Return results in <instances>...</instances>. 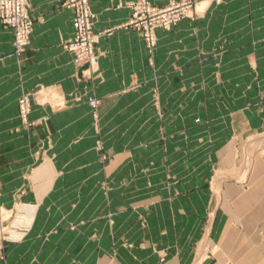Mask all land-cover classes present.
<instances>
[{"label":"crops","instance_id":"obj_1","mask_svg":"<svg viewBox=\"0 0 264 264\" xmlns=\"http://www.w3.org/2000/svg\"><path fill=\"white\" fill-rule=\"evenodd\" d=\"M124 1L89 0L94 13L92 30L98 34L95 70L88 65L75 66L71 53L63 47L73 36V10L63 4L64 0H26L33 30L29 46L19 55L13 52L11 29L0 22V202L26 200L40 206L35 227L24 241L0 242V256L2 251L4 254L0 264H86L67 255L72 250L84 251V243H68L67 238L84 233V196L74 200L72 195L73 189L90 185L84 179L89 171L84 165V148L55 147L56 153L46 150L42 153L40 141L68 140L79 132L84 133L85 125L91 121L86 103L89 96L99 99L102 122L132 123L136 120L135 109L141 97L137 96L138 89L132 87H152L154 76L160 87H185V67L191 64L197 76L201 75V67L206 66L208 69L203 75H217L218 42L233 29L234 11H245L243 4L210 3L202 16L183 19L169 31L157 29L158 48L153 67L139 33L121 26L131 14ZM150 1L156 5L166 2ZM263 5L264 0L257 9L261 10ZM104 29L111 32L101 33ZM223 53L220 58H231L227 49ZM246 56L249 60V55ZM225 82L214 84L209 80L208 87H223L228 92ZM245 88L242 87V92L248 91ZM41 91L49 95L62 94L66 107L57 110L50 103L32 101L28 115L30 124L24 125L18 114V98L24 93ZM75 93L79 94V101L72 100ZM257 95L255 100L243 96L239 110L226 111L216 119L221 127L214 132L213 140L219 143H211L205 152L219 160L218 166L213 168L220 176L216 191L213 181L200 174L193 178L191 185L177 192L180 193L175 197L181 207L179 218L181 212L184 214L186 208H190L193 221L192 232L185 234L184 231L180 235V247L174 250L170 247L172 244L167 243L158 249H149L152 254L144 260L129 257L124 263L112 264H156L162 253L167 254L162 264H190L192 255L200 251L202 238L206 240L208 254L200 264H264V143L252 154L247 168L233 161L235 140L264 135V87L257 89ZM224 104L227 109L228 102ZM255 123L257 126L253 129L251 125ZM195 153L201 155V148L195 149ZM206 165H199V171H211H206ZM73 202L83 203L81 225L76 230L51 234L50 240L44 242L42 231L66 227L74 220ZM144 212L148 222L143 244L149 246L154 241L149 231L152 217ZM138 214L128 211L117 216L115 226L129 233L137 231ZM122 217L124 221L129 220L124 226ZM94 264L107 263L98 260Z\"/></svg>","mask_w":264,"mask_h":264},{"label":"rangeland","instance_id":"obj_2","mask_svg":"<svg viewBox=\"0 0 264 264\" xmlns=\"http://www.w3.org/2000/svg\"><path fill=\"white\" fill-rule=\"evenodd\" d=\"M132 1L135 0H126L123 3L129 7L131 14L121 26L131 27L139 33L146 52L151 57L149 63L153 67L158 48L157 29L169 31L183 19L202 16L205 6L210 3L243 4L242 9L245 11H234L233 29H229L224 34L225 37L218 42L219 60L215 61L217 75H203V72H207L206 66L201 67V75L197 76L196 68L191 64L185 67V87H160L155 76L152 87H132L138 89V97L141 95L135 109L136 120L132 123L102 122L99 99L94 95L89 96L86 103L91 121L85 125L87 130L84 133L79 132L68 140L58 138L40 141L42 153L45 150L50 154L56 153V148H84V165L89 167L84 179H87L90 185L84 186L83 189H73L72 194L74 200L84 196V233L67 237L68 243H84V251L72 250L67 252V255L68 258L84 260L86 264H94L98 260L107 264L115 261L124 263L129 257L144 260L152 254L148 251L151 248L158 249L167 243L172 244L170 247L174 250L180 247V235L184 231L185 234L192 232L193 221L190 208H186L184 214L181 212L179 218L181 207L175 197L180 193L177 192L191 185L193 178L200 174H205L208 180L213 181L216 191L220 176L213 168L218 166L219 160L217 156L205 153L211 143L217 142L213 140L214 132L219 131L221 125L216 123V119L226 111L230 113L239 110L243 96H249L251 100L257 99V89L264 87V8L257 9V5L263 0H190V4L189 0H166L163 5H156L147 0L156 10L165 9L167 14L176 16V21L170 26L153 28L152 40L149 41L141 27L130 23ZM87 3L90 8L89 0ZM91 13L93 17L90 31L94 38L95 61L82 65H88L91 70H95L99 55L95 47L98 34L92 30L94 13ZM110 32L111 29L101 31L103 34ZM226 49L231 54L228 60L220 58ZM191 62L195 64V61ZM209 80L214 84L217 81L221 84L226 80L228 92L223 87H208ZM242 87H246L248 91L242 92ZM22 98H26L23 115L20 108ZM72 100L79 101V94L75 93ZM32 101L50 103L57 110L64 109L67 104L63 95L57 92L51 95L46 91L37 94L24 93L17 101L18 114L24 125L30 124L28 115ZM225 102H228L227 109ZM256 126L257 123L251 125L253 129ZM262 128L264 130V127ZM234 131L236 132L235 128ZM263 139L264 135H253L245 141L235 140L234 163L247 168L252 154L262 148ZM218 143L219 141L216 144ZM199 148L201 155H195V149L199 151ZM227 159L229 160V157ZM204 164H208L206 171H211H199V165ZM82 204L73 202L71 206L74 220L66 227L57 226L42 231L41 239L45 242L50 240L51 234L76 230L81 225L79 219ZM39 207V204L26 200H15L10 204L0 202V242L17 244L24 241L35 227ZM128 211L139 213L137 222L135 221L138 230L131 232L133 235L125 232L123 228L118 230L115 226L116 217ZM144 211L152 217L149 219V231L154 241L149 246L143 244L144 229L148 222ZM162 212L165 214L163 217ZM121 219L122 226L129 221H124L123 217ZM58 223H61L60 220ZM135 241L140 244L134 245ZM200 246V251L192 255L190 264H200V261L207 257L208 246L204 238ZM166 256V253L159 254L157 262L162 264ZM0 258L4 259L3 251Z\"/></svg>","mask_w":264,"mask_h":264},{"label":"built area","instance_id":"obj_3","mask_svg":"<svg viewBox=\"0 0 264 264\" xmlns=\"http://www.w3.org/2000/svg\"><path fill=\"white\" fill-rule=\"evenodd\" d=\"M63 4L73 10V36L63 43V47L71 53L74 65L91 64L95 61L94 38L90 31L93 14L87 0H64ZM130 4V23L141 27L148 41L152 40L153 28L168 27L176 21L175 15L167 14L165 9L156 10L147 0H135ZM0 22L11 29L13 52L17 55L23 53L30 44L33 30V18L28 12L26 0H0ZM25 103L26 98L20 99L22 115Z\"/></svg>","mask_w":264,"mask_h":264}]
</instances>
